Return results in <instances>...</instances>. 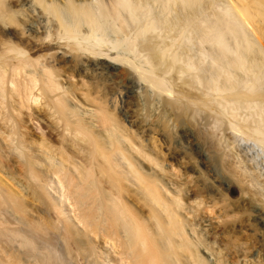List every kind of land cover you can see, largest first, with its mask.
Instances as JSON below:
<instances>
[{
  "label": "bare ground",
  "instance_id": "bare-ground-1",
  "mask_svg": "<svg viewBox=\"0 0 264 264\" xmlns=\"http://www.w3.org/2000/svg\"><path fill=\"white\" fill-rule=\"evenodd\" d=\"M39 117L52 134L44 173L22 132ZM196 119L264 148V0H0V139L25 152L66 234L93 245L94 260L78 254L87 264L222 263L200 240L219 228L202 210L200 172L176 164L173 132L189 141L184 122ZM242 174L264 226V181ZM234 231L220 234L246 254Z\"/></svg>",
  "mask_w": 264,
  "mask_h": 264
},
{
  "label": "rangeland",
  "instance_id": "rangeland-1",
  "mask_svg": "<svg viewBox=\"0 0 264 264\" xmlns=\"http://www.w3.org/2000/svg\"><path fill=\"white\" fill-rule=\"evenodd\" d=\"M122 83H125L123 76L111 83L114 85L111 97L115 100V109L120 110L116 118L124 115ZM194 121L184 122L187 128H191L192 136L189 141L177 129L173 135L178 143L177 148L184 154V158L176 162L177 166L182 167L188 159L195 162L203 182H200L204 189L202 193H205V197H199L206 203L202 210L209 220L219 219L218 224L216 223L219 227L217 235L213 230L199 231L200 240L203 246L218 252L221 264H244L242 257L246 254L250 264H264V226L256 221L253 209L259 194L255 187L249 186V180L242 174L246 167L254 175V180H257V186L263 183L264 148L240 133L227 134L224 127L214 128L215 126H206L198 119ZM24 122L22 132L29 142H33L37 169L42 173L48 172L52 169V158L50 153L46 154L41 150L52 146L49 125L42 117L38 120L25 118ZM103 134L105 137L104 131ZM55 144L59 145L57 142ZM157 144L163 147L160 141ZM194 147L200 148L204 154H197ZM11 149L0 139V264H87L79 253L82 256L85 253L87 259L94 260L96 254H92L95 253L93 245L78 230L72 229V234L68 236L62 229V224L52 210L51 201L27 171L25 152ZM9 192L17 197L16 201L8 200ZM215 212L217 215L219 213L220 218ZM224 225L235 228L233 237L250 248L246 254L234 253L233 248L228 245L227 236L220 234ZM199 254L202 255V250ZM202 257L206 264H213L214 261L208 256Z\"/></svg>",
  "mask_w": 264,
  "mask_h": 264
}]
</instances>
